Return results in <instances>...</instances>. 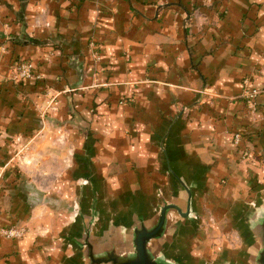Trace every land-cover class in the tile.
I'll list each match as a JSON object with an SVG mask.
<instances>
[{
  "label": "crops",
  "instance_id": "obj_1",
  "mask_svg": "<svg viewBox=\"0 0 264 264\" xmlns=\"http://www.w3.org/2000/svg\"><path fill=\"white\" fill-rule=\"evenodd\" d=\"M91 37L101 54L95 65ZM14 59L32 61L42 79H9ZM263 72L264 0H0V164L16 139L40 128L36 107L50 86L61 92L51 120L61 122L76 165L55 176L51 193L64 199L76 179L82 183L74 195L78 218L44 205L25 221L14 205V213L0 207V225L17 216L13 220L50 232L0 236V264L84 263L82 248L71 256L66 247L52 246L51 235H72L74 243L91 213L97 248H128L131 227L139 218L151 221L163 200L186 207L184 186L196 197L204 185L207 209L219 196L246 194L261 173L237 164L229 137L244 133L264 152V94L254 111L240 97L242 78L250 75L248 88L261 89ZM203 85L215 96L176 117L178 106L195 99L191 88ZM130 95L133 104L119 103ZM163 116L164 132L156 126ZM164 135L161 151L157 138ZM221 178L227 180L222 188ZM119 198L122 204L112 207ZM185 222L171 216L168 239L155 242V250L165 254Z\"/></svg>",
  "mask_w": 264,
  "mask_h": 264
},
{
  "label": "rangeland",
  "instance_id": "obj_2",
  "mask_svg": "<svg viewBox=\"0 0 264 264\" xmlns=\"http://www.w3.org/2000/svg\"><path fill=\"white\" fill-rule=\"evenodd\" d=\"M87 48L88 55L95 65L101 58L99 44L91 37L87 42ZM95 51L97 57L93 56ZM125 56L128 57V52L125 53ZM17 63L20 65L31 64L30 75L21 76L18 69L20 65ZM9 77L16 83L29 78L42 79L41 74L35 70L32 61L27 59H14ZM250 80L251 76L248 74L242 78L244 90L240 97L246 101L249 109L254 111L257 105L256 98L264 94V87L250 89L248 88ZM104 84L109 85L107 82ZM179 87L184 88V86ZM184 89L188 88L185 87ZM191 90L197 93L195 99L185 105L178 106L180 108L177 107L176 117L177 115H188L199 106L204 97L210 101V97L215 96L211 89L205 85L200 89L191 88ZM60 93L57 90L53 91L50 86L44 88L42 102L36 107L40 119V128L30 136L16 139L13 142L14 151L8 154L5 163L0 164V195L6 196L5 200H0V207L4 208L5 212L14 213L11 210L14 205L15 210H22L23 214L26 213L25 216L18 214L20 217H25V221L31 220L33 215L35 216V206L45 205L50 209H55V211L63 209L69 216L72 214L75 216V206H78L74 198V195H80L79 192L82 190V183L78 185V179H76L77 184L76 182L73 183L71 192L69 195L66 194L64 199H59L51 193L56 187L55 183L53 184L55 176L63 177V172L67 168L65 166L68 163L70 165L71 161L72 166L69 168L68 165V170L75 165V161L73 164L74 154L69 152L68 147L63 142L66 133L61 130V122L51 120ZM252 94H254L253 98H250ZM133 102V96L130 95L119 103L127 106ZM160 120L156 126H158L157 128L163 126L162 132H164L165 116L161 117ZM235 134L239 135V140H235ZM164 137L165 135L157 138L161 151H164ZM229 138L238 151V155H236L237 164L242 165L243 168L245 166L249 168V165L254 166L259 169L261 174L246 185L248 188L246 194L235 197L219 196L214 200L212 209L206 208L207 198L202 199L204 185L201 186L200 195L192 197L190 218L184 223L177 238L175 237L174 243L166 250L165 254L171 262L176 264H256L254 260L261 245L262 222L264 221V152L253 146V141L247 138L244 133L237 131L231 134ZM36 176H40L37 183L33 180V177ZM226 182V178H221L219 187L225 186ZM121 193L116 194V196L119 197ZM122 201L119 198L116 205L112 201L111 206L117 207L122 204ZM201 204L205 208H201ZM95 205L96 201H93L91 209L96 213ZM24 206L27 209H24ZM14 218L18 220L17 216L12 217L8 219L7 223L0 225L1 237L22 239L29 232L37 235L50 233L48 230H43L45 229L44 226H33V223L29 225L25 222L19 223L13 220ZM17 230L21 234H16L15 231ZM60 233L55 236L51 235L52 246L54 248L64 246L71 256L79 255L80 249L73 243L75 237L72 235L63 236Z\"/></svg>",
  "mask_w": 264,
  "mask_h": 264
},
{
  "label": "water",
  "instance_id": "obj_3",
  "mask_svg": "<svg viewBox=\"0 0 264 264\" xmlns=\"http://www.w3.org/2000/svg\"><path fill=\"white\" fill-rule=\"evenodd\" d=\"M184 188L187 192L186 207L181 208L179 200H163L151 221L139 218L131 227L129 246L125 249H121L116 243L97 248L91 234L94 214L83 216L85 222L81 236L74 242L82 248L83 264H176L171 262L166 254L157 252L153 245L168 239V223L171 216L190 218L192 193L187 187ZM80 214L79 207L75 206V216L79 217ZM262 229L261 245L254 260L256 264H264V221Z\"/></svg>",
  "mask_w": 264,
  "mask_h": 264
},
{
  "label": "built area",
  "instance_id": "obj_4",
  "mask_svg": "<svg viewBox=\"0 0 264 264\" xmlns=\"http://www.w3.org/2000/svg\"><path fill=\"white\" fill-rule=\"evenodd\" d=\"M91 46L93 47V43L91 42ZM93 56L94 57H97V52L95 51L93 53ZM18 65H20V63H17ZM31 68H32V65L31 64H21L18 69L20 70V75L21 76H29L30 75V71H31ZM254 94L251 95L250 98H253ZM235 140H239V135L238 134H235ZM16 234H21L20 231H15Z\"/></svg>",
  "mask_w": 264,
  "mask_h": 264
}]
</instances>
